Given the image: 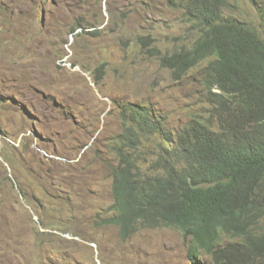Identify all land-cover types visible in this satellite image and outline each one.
Masks as SVG:
<instances>
[{"label": "rangeland", "instance_id": "374dc122", "mask_svg": "<svg viewBox=\"0 0 264 264\" xmlns=\"http://www.w3.org/2000/svg\"><path fill=\"white\" fill-rule=\"evenodd\" d=\"M227 2L264 34V0ZM199 35L172 0H0V264H191L178 230L123 240L98 222L126 106H150L175 132L209 115L208 62L177 81L152 55ZM33 195L71 227L41 226Z\"/></svg>", "mask_w": 264, "mask_h": 264}, {"label": "trees", "instance_id": "16d2710c", "mask_svg": "<svg viewBox=\"0 0 264 264\" xmlns=\"http://www.w3.org/2000/svg\"><path fill=\"white\" fill-rule=\"evenodd\" d=\"M172 2L196 19L200 35L189 48L152 55L177 81L208 62L209 115L175 132L150 106H126L114 203L98 225L119 227L123 240L141 229L178 230L191 264H264V34L226 15L227 0ZM32 201L45 229L71 227Z\"/></svg>", "mask_w": 264, "mask_h": 264}, {"label": "bare ground", "instance_id": "6f19581e", "mask_svg": "<svg viewBox=\"0 0 264 264\" xmlns=\"http://www.w3.org/2000/svg\"><path fill=\"white\" fill-rule=\"evenodd\" d=\"M104 65H106V64H104ZM94 69V68H93ZM100 69V68H99ZM103 70V69H102ZM101 73V72H100ZM103 74H104V72H103Z\"/></svg>", "mask_w": 264, "mask_h": 264}, {"label": "built area", "instance_id": "2783aa9c", "mask_svg": "<svg viewBox=\"0 0 264 264\" xmlns=\"http://www.w3.org/2000/svg\"><path fill=\"white\" fill-rule=\"evenodd\" d=\"M66 234V233H65ZM65 234H62V235H65Z\"/></svg>", "mask_w": 264, "mask_h": 264}, {"label": "clouds", "instance_id": "9594fccd", "mask_svg": "<svg viewBox=\"0 0 264 264\" xmlns=\"http://www.w3.org/2000/svg\"><path fill=\"white\" fill-rule=\"evenodd\" d=\"M77 33H78V31H77ZM63 234H65V233H63Z\"/></svg>", "mask_w": 264, "mask_h": 264}]
</instances>
